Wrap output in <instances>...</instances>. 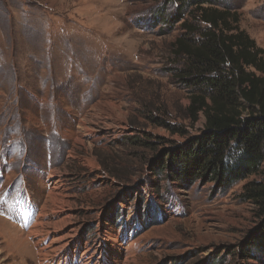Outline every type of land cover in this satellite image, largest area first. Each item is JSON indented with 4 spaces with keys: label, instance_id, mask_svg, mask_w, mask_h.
<instances>
[{
    "label": "rangeland",
    "instance_id": "rangeland-1",
    "mask_svg": "<svg viewBox=\"0 0 264 264\" xmlns=\"http://www.w3.org/2000/svg\"><path fill=\"white\" fill-rule=\"evenodd\" d=\"M226 2L264 48V0ZM174 9L0 0V264H43L38 239L69 229L68 264L112 235L131 253L108 244L110 264H264L250 245L263 222L241 195L256 176L216 192L169 178L168 158L154 169L205 121L186 118L189 93L172 77Z\"/></svg>",
    "mask_w": 264,
    "mask_h": 264
},
{
    "label": "trees",
    "instance_id": "trees-1",
    "mask_svg": "<svg viewBox=\"0 0 264 264\" xmlns=\"http://www.w3.org/2000/svg\"><path fill=\"white\" fill-rule=\"evenodd\" d=\"M227 0H167L175 8L166 22L180 25L172 44V77L189 93L186 118L200 132L177 145L155 165L192 185L214 190L256 176L243 187L263 222L250 245L264 255V48L240 26Z\"/></svg>",
    "mask_w": 264,
    "mask_h": 264
},
{
    "label": "bare ground",
    "instance_id": "bare-ground-1",
    "mask_svg": "<svg viewBox=\"0 0 264 264\" xmlns=\"http://www.w3.org/2000/svg\"><path fill=\"white\" fill-rule=\"evenodd\" d=\"M41 223L42 222L36 223L35 226L31 229V231L36 229L38 225ZM65 231L66 232L62 236L59 237L60 238L59 240L53 239L49 241L48 235H43L41 238L38 239V245H39L38 250L40 251V256L43 258V264H54L56 260L58 261V264H68L69 262L70 263L75 262L71 259V255H70L71 253L69 251L70 245L73 244L75 241V234L73 232V229H69L68 231L67 230ZM17 239H19V236ZM110 239L112 240L110 241L111 243L110 242L106 243L105 239L103 240V242L102 240L98 241V246L96 250L93 251L94 253L91 250H87V253H89V257H88L89 259L87 261H84L85 259L83 260V258L87 256L82 255V257L79 260V264H110L112 261L110 259L111 256L109 257V255L106 254V256L104 257V252L110 251L108 250L109 248L108 244H113L114 248H116L115 245L118 243L117 242L118 239L115 235H112ZM119 244H120V247L116 248L115 255L117 256L120 255V253H122V249H126L127 251L129 250L128 253L129 254L131 253L130 252L131 245L129 246L130 243L128 245L127 244L125 245V243L120 242ZM50 250L52 251L50 252ZM49 256H52V257H49ZM117 256H114L113 258L114 264H122L120 263L119 258Z\"/></svg>",
    "mask_w": 264,
    "mask_h": 264
}]
</instances>
